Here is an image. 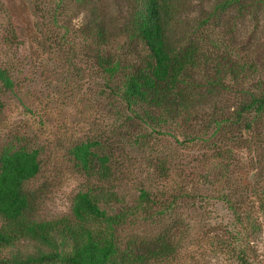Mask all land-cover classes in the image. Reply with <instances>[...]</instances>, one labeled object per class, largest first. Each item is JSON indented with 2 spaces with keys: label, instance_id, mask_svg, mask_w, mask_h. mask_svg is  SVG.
Masks as SVG:
<instances>
[{
  "label": "rangeland",
  "instance_id": "rangeland-1",
  "mask_svg": "<svg viewBox=\"0 0 264 264\" xmlns=\"http://www.w3.org/2000/svg\"><path fill=\"white\" fill-rule=\"evenodd\" d=\"M54 1L59 2L0 0V67L10 68L14 82L2 96L0 154L24 142L39 151L44 167L27 185L37 198L34 218L52 222L71 217L74 197L85 183L71 173L68 150L80 141L109 138L115 153L112 163L123 166L118 168L119 193L127 205L136 204L138 186L164 192V205L152 207L147 220L138 218L118 230L122 244L166 233L179 245L176 258L167 264H243L241 255L244 264H264V125L227 130L220 137L214 129L194 125L170 124L157 133L137 123L129 127L123 118L118 121V111L126 114L124 105L109 93L93 58L81 57L86 40L78 30L88 18L83 5L64 0L61 7L67 15L54 23L47 12ZM181 1L172 25L178 36L184 32L218 40L221 49L261 71L246 89L264 82V0H236L224 11V0ZM37 5L42 15L35 12ZM9 29L17 40L11 46L5 43ZM66 49H71L70 55ZM233 88L222 93L228 116L245 99ZM117 123L122 124V140L113 139ZM217 149L226 152L225 162L215 158ZM58 158L65 159L61 165L66 169L59 175ZM161 161L168 163L169 181L158 170ZM171 197L177 199L172 210L159 214ZM47 251L38 241L23 239L0 249V264Z\"/></svg>",
  "mask_w": 264,
  "mask_h": 264
},
{
  "label": "trees",
  "instance_id": "trees-1",
  "mask_svg": "<svg viewBox=\"0 0 264 264\" xmlns=\"http://www.w3.org/2000/svg\"><path fill=\"white\" fill-rule=\"evenodd\" d=\"M58 1L47 10L54 23L67 15L61 7L64 0ZM74 1L83 5L88 17L78 30L86 40L81 57L93 58L104 74L109 93L124 105L126 114L122 116L118 111V121L123 118L129 127L137 123L157 133L170 124L194 125L214 129L220 137L227 130L249 131L264 125V82L257 81L253 89L245 85L260 70L253 62L237 59L221 49L218 40L201 39L199 34L189 37L182 31L178 36L172 25L178 19L181 0ZM234 3L236 0H224L220 8L224 11ZM34 10L42 15L40 6ZM116 14H122L120 22ZM16 42L14 31L9 29L6 45ZM71 52L66 49V56ZM10 71L0 67V115L4 111L2 96L14 88ZM232 86L245 99L228 116L222 93ZM119 125L111 132L115 134L113 139L122 140V124ZM112 146V140L99 137L80 141L68 150L71 173L81 177L85 189L74 197L71 217L52 222L34 218L37 198L27 187L44 167L38 159L39 151L30 149L25 142L2 150L0 249L23 239L38 241L49 249L17 256L7 264H167L176 258L178 242L166 233L153 240L130 239L125 244L119 241L117 232L122 226L138 218L147 220L152 207L164 205V192L138 186L136 204L127 205L119 193L122 179L118 168L123 166L112 163ZM216 151L219 158L214 155L215 158L225 162L226 152ZM57 161L62 162L60 158ZM64 162L65 159L55 167L57 175L65 172L61 165ZM167 164L161 161L157 165L165 181L171 180ZM175 202L176 197H171L166 210L159 214L172 210Z\"/></svg>",
  "mask_w": 264,
  "mask_h": 264
}]
</instances>
